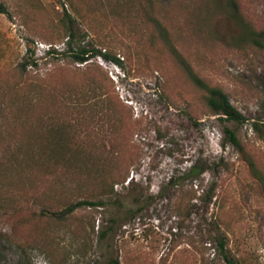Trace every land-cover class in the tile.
<instances>
[{"label": "rangeland", "instance_id": "obj_1", "mask_svg": "<svg viewBox=\"0 0 264 264\" xmlns=\"http://www.w3.org/2000/svg\"><path fill=\"white\" fill-rule=\"evenodd\" d=\"M84 1L0 0V264H229L220 237L234 264H264V133L254 127L264 50L249 36L264 31V0H234L238 12L229 0L107 1L125 11L120 20ZM66 12L74 47L122 65L47 55L67 49ZM180 56L245 117L227 123L244 152ZM55 111L74 135L65 154L77 157L65 172L51 161L65 188L39 168ZM97 174L128 178L104 198ZM63 198L103 205L62 215ZM188 205L179 223L177 208Z\"/></svg>", "mask_w": 264, "mask_h": 264}, {"label": "trees", "instance_id": "obj_2", "mask_svg": "<svg viewBox=\"0 0 264 264\" xmlns=\"http://www.w3.org/2000/svg\"><path fill=\"white\" fill-rule=\"evenodd\" d=\"M68 1L70 2L72 0H68ZM93 1H94V4H92L91 0H86V2L84 1V4L85 3L91 4L92 10L90 11L93 12L94 15L98 14L99 12H104L103 15L105 17H108V15L112 13L113 15L116 14L115 18L117 20H120V18H122L123 15L125 14V11L122 8L121 9L118 8L119 5L115 2L113 4L111 3L107 4V1L109 0H93ZM229 3L234 7L235 11L238 12V6L236 2L234 0H229ZM73 8L75 9V12H77L78 14L80 13L79 9H77L76 6H74V4H73ZM93 14L90 13V15H93ZM65 18L68 19V22H69L68 24H64V31H65L64 36L67 38V49L60 52L56 50L55 48L51 47L48 50L47 55L56 56V55L72 54L71 56L72 58H74L75 62L80 63V64L89 62L91 59L96 58V57H102L106 59L107 61H111L118 66L122 65L121 60L117 58L116 55L108 53L107 51L103 52L102 50L96 49V48L87 49L86 46H83L81 43L80 45H77V48L74 47L76 45L75 42H76V35H77L74 30L75 19L67 12L65 14ZM65 20H63V22H65ZM161 27L163 28V26L159 25L160 30H161ZM83 36L84 38L87 37L88 32L84 33ZM249 36L254 46L258 47L261 50H264V31L259 32V33L250 32ZM171 49L174 52H177V50H175L173 46H171ZM179 61H180L181 66L184 68L186 74L188 75L189 79H191L194 82V84L204 92L205 101L210 111L214 115L218 116L220 122H222L225 125V134L227 135L230 143L233 144L235 147H237V149H239L241 152H244V148L236 132L230 129L227 126V123L233 122L237 124H242L246 121L245 117L241 114V112H239L232 105L228 95L224 92L222 88H220L219 86H213L209 84L206 80L201 78L192 69L190 63H188L182 56H180ZM63 103L66 104L64 101ZM261 115L262 116L260 117V119L254 123V127L257 130V132L260 133L261 131H263L262 133H264V106L262 108ZM45 122L46 121L43 120L42 124ZM48 122L50 123L52 122V124L49 126ZM69 123L70 122L67 120L66 117L64 118L60 116V114L56 111L54 112L50 120L49 119L47 120L48 126L46 127H47V132L50 135H49V139H47L46 141V147L42 149V152H43L42 155H44V157L45 155H47L49 157V160L44 159V161L41 162V164L39 165V168H44L46 170V173L48 174L47 183L50 186H51L50 184L51 181H50L49 175L52 174L56 178L55 181H58L56 182L57 185H60V187L65 188L67 183L64 182L63 180H60V177L62 176L58 174V170L63 169L65 172V170L68 169L67 166H72V165L74 166V164L77 161L76 155H72V159H69L66 156L67 154H65L66 151L70 152L71 150L70 147L72 146L71 141H73L74 139V135L67 136V127L69 126ZM63 154L65 155L63 156ZM51 161H53L54 166L56 167L58 166L57 167L58 170H56L54 166L52 167ZM249 163L251 167L254 168V163L251 160ZM85 164H87V162ZM67 173L71 174L70 171L66 172L65 174ZM189 173H190L188 174L189 177H198L200 171L198 170L196 166H193ZM98 175L99 174H97V179H100L101 181L96 187L100 188V191L98 192L100 196L101 197L104 196V198L111 197L113 195L114 186L118 182L121 181L120 180L121 178L123 180L122 182H125L126 179L128 178V177L123 178V176H119L120 179H117V178L115 179L112 177L110 178L105 177L106 178L105 179L103 178V175H99V176ZM52 185H55V184H52ZM56 189L57 187L55 188V190ZM212 196L213 194H210V193L206 194L205 200L206 201L211 200ZM61 199H58L57 203H62L66 205L65 210L62 211L63 213L61 212L62 215L71 214L74 211H76L78 208L83 207V206H102L103 205V202H100V201L96 202L92 200H83V201L75 202V201H70L67 198H63V200ZM191 212H192V208L190 207V205H188L186 208H182L179 206V208H177V218H178L179 223H182L184 219L186 220L187 218H189ZM61 213H56L52 211V214H55V216L57 217H60ZM217 242L219 245V251L224 256L225 260H227L229 264H234L233 261L227 255H225V249H226L225 240L220 237L218 238ZM114 263L119 264L117 260Z\"/></svg>", "mask_w": 264, "mask_h": 264}]
</instances>
